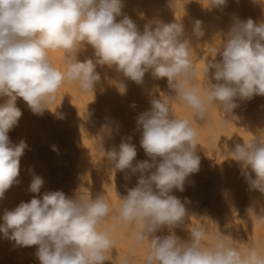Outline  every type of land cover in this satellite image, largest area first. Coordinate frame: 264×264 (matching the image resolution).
<instances>
[{
	"label": "clouds",
	"instance_id": "1",
	"mask_svg": "<svg viewBox=\"0 0 264 264\" xmlns=\"http://www.w3.org/2000/svg\"><path fill=\"white\" fill-rule=\"evenodd\" d=\"M172 2L176 8V0ZM226 3L207 0V7ZM123 6V0H0V98H7L0 103V199L19 183L20 158L28 148L24 140L13 145L8 135L22 116L17 98L42 115L65 83L94 94L101 83L98 66L114 69L137 85L151 70L155 79H167L171 94L153 96L151 109L136 118L142 129L140 145L150 159L133 163L137 150L131 136L122 138L118 149L101 148L115 170L139 174L115 214L134 225L137 245L148 242L144 264H264V244L248 245L242 253L240 241L220 231L213 236L204 225L188 229L187 239L176 235L189 214L185 202L172 192L185 190L187 178L199 171L200 156L196 128L170 107V101H182L204 119L208 106L215 104L227 124L241 102L264 96V22L236 19L222 46L210 47L214 58L205 64L207 87L201 93L193 86L194 52L183 22L155 19L141 32L127 15L117 22ZM192 33L204 35L201 20L193 21ZM86 46L93 55L81 61L78 55ZM57 49L65 53L64 71L49 58V50ZM114 83L125 94L126 85ZM102 127L111 137L113 129ZM53 150L58 151L55 146ZM230 153L249 191L264 194V129L236 143ZM43 184L33 175L29 191L39 193ZM251 211L264 223V207ZM110 213L103 195L92 198L79 191L69 198L63 191H52L6 210L0 233L18 246H37L40 264H105L116 243L110 230L102 229ZM165 229L167 234H157ZM119 264H132V258H120Z\"/></svg>",
	"mask_w": 264,
	"mask_h": 264
},
{
	"label": "bare ground",
	"instance_id": "2",
	"mask_svg": "<svg viewBox=\"0 0 264 264\" xmlns=\"http://www.w3.org/2000/svg\"><path fill=\"white\" fill-rule=\"evenodd\" d=\"M123 5L117 22L127 15L141 32L148 21L155 19L165 23L183 22L185 36L194 52L193 86L201 93L207 87L203 75L205 64L214 58L210 47L222 46L236 19L264 22V0H227L222 8L207 7V0H176V8L172 0H123ZM197 19L203 22L204 35L200 38L192 33L193 21ZM92 55L93 49L86 46L78 59L82 61ZM49 58L55 67L65 70L64 50H49ZM215 59L219 60V55ZM97 71L101 83L94 94L81 91L76 84L65 83L58 89L55 102L42 115L34 114L22 98H17L16 106L22 116L8 135L13 145L24 140L28 148L20 158L19 183L0 199V225L4 223L6 210H14L33 197L42 199L47 192L63 191L69 198L79 191L89 193L92 198L103 195L111 205V213L102 229H109L116 242L105 264H119L123 257H131L132 264H144L148 242L137 245L133 239L134 225L125 224L115 214L120 198L136 185L139 174L115 170L101 148L104 152L118 149L122 138L131 136L130 142L137 150L133 163L150 159L140 145L142 129L137 127L136 118L151 109L153 96L171 91L167 79H155L151 70L141 85L107 66H98ZM114 81L126 85L125 94L119 92ZM5 99L0 98V103ZM170 107L176 117L188 119L196 128L200 156L199 171L187 178L185 190L172 192L185 202L189 214L185 225L175 229L176 235L187 239L188 229L204 225L213 236L220 231L240 241L242 253L248 245L264 244V223L257 221L251 211L259 212L264 207V194L249 191L240 166L230 153L236 143L246 142L264 129V96L241 102L234 110L236 117L227 124L223 123L224 117L215 104L208 106L201 124L182 101H170ZM103 125L113 129L111 137L104 134ZM33 175L44 181L39 193L29 191ZM157 234H167V230ZM36 252L37 246H18L0 233V264H40Z\"/></svg>",
	"mask_w": 264,
	"mask_h": 264
},
{
	"label": "rangeland",
	"instance_id": "3",
	"mask_svg": "<svg viewBox=\"0 0 264 264\" xmlns=\"http://www.w3.org/2000/svg\"><path fill=\"white\" fill-rule=\"evenodd\" d=\"M196 116V115H195ZM196 120L201 124V122H203V119H199L197 116L195 117ZM201 126V125H200Z\"/></svg>",
	"mask_w": 264,
	"mask_h": 264
}]
</instances>
